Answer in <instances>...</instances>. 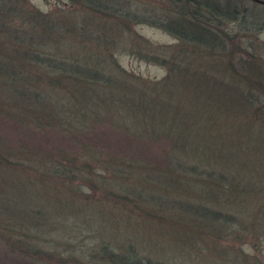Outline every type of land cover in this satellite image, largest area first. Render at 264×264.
<instances>
[{"label":"rangeland","instance_id":"374dc122","mask_svg":"<svg viewBox=\"0 0 264 264\" xmlns=\"http://www.w3.org/2000/svg\"><path fill=\"white\" fill-rule=\"evenodd\" d=\"M27 1L39 12V15L65 21L79 18L81 25L89 26L88 33L97 34L94 30H104L105 32H101L102 36H108V40L111 38V31L116 29L114 25H111L112 22L123 23L116 18L110 20L102 17L99 15L102 12L93 11V7L89 8L82 0ZM125 1L134 2V0ZM137 1L139 2H135L136 6L141 5L142 2L163 9L169 6L166 0ZM247 2L248 4L241 5L253 8L254 1ZM259 6L264 9L263 4ZM126 7L131 8L130 5ZM137 12L140 15L144 14L141 9ZM147 15L150 16V14ZM261 15L264 19V14L261 13ZM127 26L130 27V33L126 31V34L130 36L118 42L117 47L111 49H108L110 46L106 47L101 53V58L106 59L104 61L106 65L110 64L114 69H117L116 63L120 64L122 69L131 74L139 91L146 92L150 96L155 97L158 94L155 88L163 85L167 94L166 100L171 103L169 104L171 108H167L166 102L162 100L161 104H157L156 109L161 113L169 114L172 118L176 115L175 121L172 119L168 121L174 127L179 126L176 129L179 136L181 134L187 137L191 133H201L196 139H188L186 150L183 151L184 155L178 158L179 162L183 161L190 166L198 160V156L201 161L214 158L216 165L212 164L213 172L215 169L229 170V146L233 141L241 142L243 132L236 133L234 136L232 133L236 126L235 120H229L227 115L218 109L220 102L224 104L223 101L231 100L230 96H232L231 91L228 92L230 96L226 94L228 90L226 86H231L227 76L231 73L227 59L229 56L226 53L217 55L215 52L218 51L213 50L191 49L188 44L180 46L178 39L149 22H132ZM108 29L109 33H107ZM242 38H247V35ZM248 40L254 46L255 43L261 44V48L259 47L257 51L264 58V30L260 31L257 38L251 35ZM140 41L143 44H139ZM11 46H14V42L7 36L0 35V50H3V53H8ZM85 52L79 51V55L85 57ZM144 52L148 56L166 55L163 57L170 60V63L176 62L180 67H188V75L182 78L178 74L177 83H167L169 81L167 80L164 85V80L167 77L171 78L168 69L161 64L143 59L141 56L145 54ZM91 55L99 56L96 53ZM262 64L264 65V60ZM31 74L36 76L37 71H32ZM171 80L177 79L173 77ZM21 84L17 83L18 90L13 96L15 102L13 105L5 99L7 90L0 83V105L3 106L0 110V153L2 155L11 150V155L18 154L14 157L19 162V166L14 167L13 170L7 169L0 163V226L2 222L7 224L0 229V264H72L70 261L72 258L74 261L78 260L85 264L82 260H86L89 254L88 247L92 250L93 244L101 240L111 242L114 247L136 245L142 249V253L153 260L170 261L173 264H236L229 260L223 262L221 259L225 258L220 257L218 252H214V249L221 250L222 246L211 238L209 240L206 234L200 232L198 238L179 235L187 229L188 222L184 220L178 223V197L188 190V186L182 180L189 173L184 171L168 174V153L171 155L172 162H175L177 157V152L171 153L169 150L176 135L166 136V131L172 132L171 126L168 124L166 126L171 128L161 124L140 126L138 123L134 125L129 122L132 120L129 102L124 100L122 104L119 100L116 102L108 99L99 105H107L109 111L104 110V115L95 113L91 119L84 117L85 123L78 122L76 126L83 128L85 132L72 137L57 128L46 127L45 121L40 122L44 118L38 121L32 102L29 101L30 92L25 91L26 88ZM73 86L78 90L90 88V86L86 88L85 82H78ZM88 91L87 95H90V89ZM238 92L240 93L239 90ZM76 95L79 98L72 102L73 109L86 104H97L94 99L93 101L83 100L79 93ZM259 95L263 101L264 95ZM133 111L138 112L135 107ZM79 112L82 114L81 111ZM17 114L23 118L20 121L25 124L13 119L12 116ZM153 115L154 113L149 116V124L154 123ZM124 116L131 120L128 121ZM158 118L162 117L158 115ZM118 119L124 120L119 122ZM116 122L118 123L113 125ZM258 137L256 132L252 133V139L260 151L254 153L248 150L242 156L247 163L246 170L252 171L254 176V182L251 184L260 187L261 191L258 200L252 205L256 204L257 211L254 213V218L259 223L255 222L256 228L252 227L256 232L254 235L257 234L254 236L256 238L247 239V243L236 244L235 247L238 251L236 253L246 259L241 264H254L251 262L255 258L259 264H264V235H262L264 233V138L258 140ZM87 147L93 150L85 152ZM36 150L40 151L37 155ZM41 154H48L47 157L52 156L54 160L60 155L64 158L66 156L70 161L75 156L77 159L71 162V165L77 167L84 165L95 172L99 170L100 165H94L95 163L91 162L92 158L100 163L110 160L113 166L121 165L123 168L130 169V179L135 178L137 182H119L120 177L117 172L113 174L105 169L104 174L113 175L116 180L104 182L106 185L101 189L89 187L88 190L83 187L89 191L87 198L89 202L81 196L76 203L73 198L69 199L71 196L78 197L76 185L88 183L83 182L82 176L77 173V176L73 174L70 179L68 178V183L50 182L52 178L48 176L51 174H46V168L38 167ZM175 171L173 169L172 172ZM167 175L170 176L166 178ZM163 179L170 180L161 182ZM240 183L244 186L246 184V182ZM19 184L22 186L15 187ZM7 187L11 191L8 192ZM141 189H145L144 192H147L149 196H154L156 204H152L150 209H152L151 213L154 212L156 215L155 219L148 218L146 215L140 216L139 212L131 206H128L129 211L120 209L118 200L113 195L125 194V192L134 194ZM43 190L47 191V194H41ZM171 203L176 204V209L169 208L172 207ZM40 205L46 209L37 212L38 208H41ZM35 223H38L40 227ZM205 226L201 225V228ZM20 241L28 245L43 246L48 254L51 253L54 256L48 257L47 254L37 258L23 256L18 250Z\"/></svg>","mask_w":264,"mask_h":264},{"label":"trees","instance_id":"16d2710c","mask_svg":"<svg viewBox=\"0 0 264 264\" xmlns=\"http://www.w3.org/2000/svg\"><path fill=\"white\" fill-rule=\"evenodd\" d=\"M82 1L89 8L92 6L93 11L102 12L99 15L104 18L110 20L116 18L123 21L120 24L112 22L111 25H114L116 29L111 31V41L107 39L108 36H102L101 32L104 30H94L97 34L88 33L89 26L81 25L79 18H71L68 21L55 17L51 19L42 16V14L39 15V12L27 0H0V35H5L14 42V46L10 47L8 53H3V50H0V83L7 90L5 99L9 104L14 105L13 96L17 94V83H22L21 85L26 88L25 91L30 92L31 99L29 101L32 102L31 105L34 107L38 121L44 118L40 122L45 121L46 127L57 128L72 137L85 132L83 128L76 126L78 122L85 123L84 117L91 119L95 113L104 115V110L109 111L107 105H99L108 99L116 102L119 100L122 104L124 100L128 101L132 120L125 116L124 118L128 121L131 120L129 122L134 125L138 123L140 126L158 124L171 126L172 132L166 131V136L176 135L169 150L171 153L177 152V157L175 162H172L171 155L168 153V174H178L184 171L189 173L182 180L188 186V190L178 197V223L184 222V220L188 222L187 229L179 233L180 237L198 238L199 233L202 232L208 236L209 240L211 238L219 246H222L221 250L214 249V252H218L220 257L225 258L221 259L223 262L227 260L236 264L245 262L246 259L236 253L238 251L235 247L236 244L247 243V239L256 238L254 236L257 234L254 235L256 232L252 227L256 228L254 224L257 220L254 218V213L257 209L255 208L256 204L252 205L258 200L261 189L257 185L251 184L254 182V176L252 171L246 170L247 163L242 159V156L248 150L254 153L260 151L252 139L253 132L258 134V140L264 138V100L262 101V97L259 95H264V65L262 64L264 58L257 51L259 47L261 48V44L256 45L255 43L254 46L248 38L251 35L257 38L260 31L264 30V19L261 15V13L264 14V9L254 2H252L253 8L241 5L248 4L247 1L250 0H166L169 6L164 9L144 2L136 6L135 2H139L137 0L134 2L125 0ZM129 5L131 8L128 9L126 6ZM133 7L135 8L133 9ZM139 9L144 14L140 15L137 12ZM132 22H149L158 26L178 39L180 46L188 44L191 49L213 50L218 51L215 52L217 55L226 53L229 56L227 59L231 73L230 76H227L231 86H226L228 88L226 94L229 95L228 92L231 91L232 96L229 95L231 100L223 101L224 104L220 102L221 105L218 109L227 115L229 120H235L236 126L232 133L234 136L241 131L245 132H242L241 142L233 141L229 146V170L215 169L213 172L211 169L214 170L213 165H216L214 158L201 161L196 152L198 160L194 164L189 166L183 161V163L179 162L178 158L184 155L183 151L186 150L188 139H196L201 133H191L187 137L181 134L179 136L176 130L179 126L178 128L174 127L168 121V119L175 121L176 115L172 118L169 114L161 113L156 109L157 104H161L162 100L166 102L167 108H171L169 105L171 103L166 100L167 94L164 86L155 88L158 92L155 97L150 96L146 92L139 91L136 82L130 76L131 74L122 69L120 64L116 63L117 69H114L110 64L106 65L107 63L104 62L106 59L101 58V53L106 47L110 46L108 49L117 47L118 42H121L126 36H130L126 34V31H130V27L127 25ZM107 33H109V29ZM244 35H247V38H242ZM240 37L241 39H239ZM139 44L143 43L140 41ZM83 50L84 52L86 50L85 57L79 55V51ZM92 53L99 54V56L91 55ZM178 55L183 54L178 53ZM163 56H148L145 53L141 57L168 69L171 78L167 77L163 82L164 85L167 80H169L167 83H177L178 74L182 78L184 75H188V67H180L176 62L170 63V60ZM89 57L90 59H88ZM32 71H37L36 76L31 74ZM173 77L177 80L172 81ZM78 82H85L86 88L90 86V95H87L89 89L78 90L73 86ZM76 93H79L83 100L91 99L93 101L94 99L97 104H86L78 109H73L72 102L79 98ZM134 107L138 112L134 113ZM1 108L3 109L2 105H0V110ZM153 113L154 123L149 124V116ZM158 115L162 118H158ZM12 117L18 122L23 119L18 114ZM115 120L113 121L115 122ZM123 120L118 119L119 122ZM21 123L25 124V122ZM206 135L209 136V134ZM92 150L93 148L87 147L85 152ZM37 152L40 151L36 150V155ZM11 154V150L2 155L0 153V163L9 170L19 166L17 158L14 157L18 154ZM47 156L48 154L39 156L38 167L47 169L46 174H51L48 177L52 178L49 180L50 182L68 183L70 176L77 173L82 176L83 182L88 183L76 185V195L79 198L69 197V199L73 198L76 203L81 196L89 202L87 199L89 191L83 187L88 190L89 187L101 189L106 185L104 182L116 180L113 175L106 176L105 169L113 174L117 172L120 177L119 182H137L135 178L130 179V169L123 168L121 165L113 166L110 160L100 163L92 158L91 162L95 163L94 165H100L99 170L95 172L84 165L79 167L71 165V162L77 159L75 156L72 161L66 156L64 158L60 155L56 160L52 156ZM173 169L176 171L172 172ZM255 170L257 169L255 168ZM125 172H127L126 175ZM122 173L124 174L122 175ZM169 176L167 175L166 178ZM167 180L170 179H163L161 182ZM240 182H246L245 186ZM21 186V184L15 185V187ZM144 190L141 189L134 194L125 192V194L115 193L113 195L117 198L120 209L129 211L130 207L128 206H131L139 212L140 216L146 215L148 218L155 219L156 215L154 212L151 213L152 209H150L152 204H156L154 196H149ZM7 191L9 192L11 189L7 187ZM41 194H47V191L43 190ZM1 200L3 201V198ZM171 205L170 209H176V204L171 203ZM40 206L41 208H38L37 212L46 209V207ZM7 208L9 207L7 206ZM14 224L16 223L14 222ZM35 224L40 227L38 223ZM6 225L5 222H2L0 229ZM201 225L206 226L201 228ZM19 243L18 250L23 256L29 258L46 256L44 254L49 255L48 257L54 256L51 253L48 254L43 246L38 244L28 245L22 241ZM88 252L86 260H82L85 264H173L170 261L153 260L150 256L142 253V249L136 245L127 244L114 247L111 242L104 240L94 243L92 250L88 247ZM227 257L229 259H226ZM70 261L72 264H82L78 260L74 261V258ZM248 262L250 263V260ZM251 263L259 264L256 258Z\"/></svg>","mask_w":264,"mask_h":264},{"label":"water","instance_id":"95a60500","mask_svg":"<svg viewBox=\"0 0 264 264\" xmlns=\"http://www.w3.org/2000/svg\"><path fill=\"white\" fill-rule=\"evenodd\" d=\"M256 3L263 4L264 5V0H253Z\"/></svg>","mask_w":264,"mask_h":264}]
</instances>
